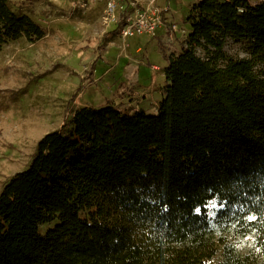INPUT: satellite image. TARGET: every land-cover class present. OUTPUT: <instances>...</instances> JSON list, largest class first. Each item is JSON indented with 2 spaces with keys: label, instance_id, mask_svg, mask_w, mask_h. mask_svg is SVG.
<instances>
[{
  "label": "trees",
  "instance_id": "16d2710c",
  "mask_svg": "<svg viewBox=\"0 0 264 264\" xmlns=\"http://www.w3.org/2000/svg\"><path fill=\"white\" fill-rule=\"evenodd\" d=\"M158 114L78 110L0 195V264H264V3L206 0ZM45 29L0 0V50ZM203 49L207 58L200 57ZM244 242L250 248L244 247Z\"/></svg>",
  "mask_w": 264,
  "mask_h": 264
},
{
  "label": "rangeland",
  "instance_id": "374dc122",
  "mask_svg": "<svg viewBox=\"0 0 264 264\" xmlns=\"http://www.w3.org/2000/svg\"><path fill=\"white\" fill-rule=\"evenodd\" d=\"M77 4L10 0L12 10L32 18L46 36L35 43L23 37L0 50V195L28 168L39 142L67 130L78 110L112 104L129 114H158L166 58L188 46L192 31L188 19L199 2L159 0L164 26L156 36L135 35L127 42L119 24L110 23L103 3ZM197 53L207 58L203 49ZM224 53L226 59L219 65L253 60L257 75L264 76L252 40L229 37ZM243 246L250 248L247 242ZM207 264H223L222 247Z\"/></svg>",
  "mask_w": 264,
  "mask_h": 264
},
{
  "label": "built area",
  "instance_id": "2783aa9c",
  "mask_svg": "<svg viewBox=\"0 0 264 264\" xmlns=\"http://www.w3.org/2000/svg\"><path fill=\"white\" fill-rule=\"evenodd\" d=\"M206 0H198L199 3ZM226 3L231 0H214ZM264 3V0H248ZM159 0H77V5L87 7L103 3L106 7L110 23L119 24L120 36L127 42L129 38L138 36H156L164 26L163 10L158 6ZM176 28V26H175Z\"/></svg>",
  "mask_w": 264,
  "mask_h": 264
}]
</instances>
